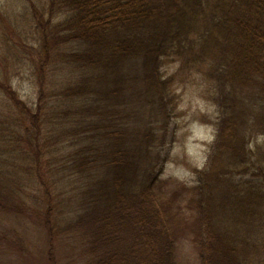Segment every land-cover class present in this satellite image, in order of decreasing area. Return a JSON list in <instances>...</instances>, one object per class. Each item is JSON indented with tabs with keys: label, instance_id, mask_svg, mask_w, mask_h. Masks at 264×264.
Listing matches in <instances>:
<instances>
[{
	"label": "trees",
	"instance_id": "1",
	"mask_svg": "<svg viewBox=\"0 0 264 264\" xmlns=\"http://www.w3.org/2000/svg\"><path fill=\"white\" fill-rule=\"evenodd\" d=\"M35 17L37 100L12 76L0 92L44 187L48 260L60 240L75 264H180L189 240L196 264H264V0H49ZM55 52L73 82L50 75ZM189 89L216 106L214 139L194 182L165 181ZM4 182L0 225L24 205Z\"/></svg>",
	"mask_w": 264,
	"mask_h": 264
},
{
	"label": "rangeland",
	"instance_id": "2",
	"mask_svg": "<svg viewBox=\"0 0 264 264\" xmlns=\"http://www.w3.org/2000/svg\"><path fill=\"white\" fill-rule=\"evenodd\" d=\"M48 3L49 0H0V77L12 76L14 88L21 98L29 102L37 100L39 88L36 64L30 60L33 55H38L34 47L40 32L35 15L42 12ZM18 56H24L25 63L17 61L15 58ZM52 56L53 64H56L50 75L54 81L59 84L73 82L78 69L74 66L64 68L57 52ZM184 98L180 114L175 117L176 121H171L169 128L171 141L166 151L170 159L163 176L165 181L194 182L195 169L206 166L209 144L214 139V126L202 119L207 111V119L209 115L215 118L216 106L210 105L198 93L190 92V89ZM7 102L6 96L0 92V175L5 180L6 189L9 188L17 198L14 201L24 202V205L16 213L13 211L0 225V231L10 235L12 241L8 252L2 250L6 244L1 242L0 252H3L0 253V264H52L46 251L45 227L39 216L44 187L38 177L36 179L35 173L26 171L27 163L20 152V142L23 141L16 134L20 126L16 125V119L12 117L17 115V111L10 115ZM14 143H19L18 148ZM9 147L14 148V153L10 155L4 153ZM46 181L50 183L48 178ZM60 200L53 199V202L58 203ZM229 227H232V221ZM59 241L54 250L57 259L55 264H75L71 261L69 243L66 241L63 246ZM178 258L180 264H196L199 260L189 240L180 246ZM75 259L81 261L80 257L75 256Z\"/></svg>",
	"mask_w": 264,
	"mask_h": 264
}]
</instances>
